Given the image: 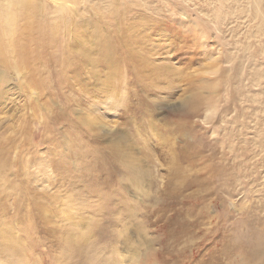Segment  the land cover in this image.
<instances>
[{
	"label": "rangeland",
	"instance_id": "374dc122",
	"mask_svg": "<svg viewBox=\"0 0 264 264\" xmlns=\"http://www.w3.org/2000/svg\"><path fill=\"white\" fill-rule=\"evenodd\" d=\"M0 16V264H264V0Z\"/></svg>",
	"mask_w": 264,
	"mask_h": 264
},
{
	"label": "bare ground",
	"instance_id": "6f19581e",
	"mask_svg": "<svg viewBox=\"0 0 264 264\" xmlns=\"http://www.w3.org/2000/svg\"><path fill=\"white\" fill-rule=\"evenodd\" d=\"M31 12V11H30ZM6 15V14H5ZM4 16V15H3ZM13 15H11V14H8V15H6V16H4L5 17V22H3L4 24H3V26H2V31H4L5 33H11L12 32V30H13V28H12V24H13V19H15V18H13L12 17ZM1 17V16H0ZM3 17V18H4ZM15 17V16H14ZM114 17H116V16H114ZM119 18V17H118ZM117 18V19H118ZM1 26V25H0ZM3 32V33H4ZM3 35V34H2ZM119 43H120V40L119 39H116ZM116 44H117V42H116ZM2 47V44L0 45V48ZM104 50V49H103ZM113 160H117V157H116V154H114L113 155ZM125 171H129V169H127V170H125ZM130 172V171H129ZM131 174V173H130ZM130 178H134V179H137L138 177H137V174H134V175H132L131 177H129L128 179H130Z\"/></svg>",
	"mask_w": 264,
	"mask_h": 264
}]
</instances>
